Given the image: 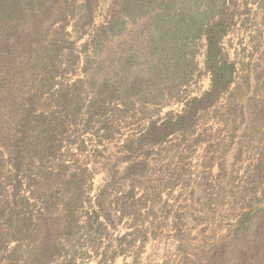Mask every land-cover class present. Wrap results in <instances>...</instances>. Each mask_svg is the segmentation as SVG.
<instances>
[{
	"label": "rangeland",
	"instance_id": "1",
	"mask_svg": "<svg viewBox=\"0 0 264 264\" xmlns=\"http://www.w3.org/2000/svg\"><path fill=\"white\" fill-rule=\"evenodd\" d=\"M62 1L41 40L3 16L0 264H264V0ZM220 16L229 92L160 140Z\"/></svg>",
	"mask_w": 264,
	"mask_h": 264
},
{
	"label": "trees",
	"instance_id": "2",
	"mask_svg": "<svg viewBox=\"0 0 264 264\" xmlns=\"http://www.w3.org/2000/svg\"><path fill=\"white\" fill-rule=\"evenodd\" d=\"M62 2V0H0V32H6L8 29L9 32L14 31L10 28L11 25L10 27L6 26L3 18V16H6V19L10 23H15V21L18 20L20 22V29H25L28 34L33 36V38L41 40L39 37H41L40 34L44 31L40 30L36 33V25L40 23L39 20L41 17L42 19L45 17V21L49 24L53 18L51 14L52 11L58 13L65 11ZM23 6L26 7V11L30 9L31 13L26 19L21 20L18 19L19 16H16L15 11H20ZM80 6H84L82 2ZM12 13L15 14L13 17L11 16ZM10 16L11 18H8ZM56 17L59 19L57 15ZM59 20L63 23L58 27V30L66 29V17L62 15ZM92 21L93 19L90 18L87 24H92ZM226 21L227 20L224 16H220L219 19L212 20L202 32L206 43L204 68L210 75V87L200 96L189 99L186 104V109H184L182 113L175 117H167L159 124V126H154L155 133L159 135L160 140L164 139L168 134L184 127L189 120L193 118V115L199 108H205L212 105L221 94L228 91V88L233 81L234 64L220 61L218 59L220 39ZM77 24L79 27L83 25H81L80 19H77L73 25L74 29ZM108 27L112 28V22L108 24ZM14 28L17 30L16 24ZM56 47L55 42H52L51 49L54 51ZM153 124L154 123L151 125ZM11 167L13 171L7 175V178L9 179L7 184L12 187L11 190L14 195L17 194V191H19V188H21L23 184L21 177L18 175L21 171L19 161L14 158ZM260 209L261 206H255L252 211L244 212L241 219L238 220L239 226H243L251 221L253 215L257 214Z\"/></svg>",
	"mask_w": 264,
	"mask_h": 264
}]
</instances>
